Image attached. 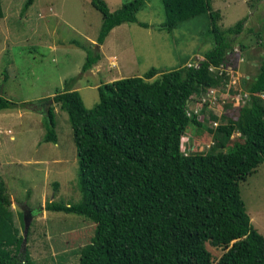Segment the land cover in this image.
I'll return each instance as SVG.
<instances>
[{"label":"trees","instance_id":"1","mask_svg":"<svg viewBox=\"0 0 264 264\" xmlns=\"http://www.w3.org/2000/svg\"><path fill=\"white\" fill-rule=\"evenodd\" d=\"M145 1L129 0L109 11L103 0H90L101 17L96 43L113 27L137 22L135 13ZM31 2L25 0L23 6ZM160 2L159 27L166 31L207 12L213 46L195 64L158 73L151 67L141 76L101 83L98 100L89 108L77 90L55 91L52 102L66 113L75 146L80 199L68 205L48 201L43 209L74 213L93 223L78 264H264V237L251 226L239 194V183L264 160V53L255 75L241 80L244 96L236 118L203 126L189 113L188 100L216 85L218 75L211 69L223 64L244 18L220 29L219 12L210 0ZM81 49L83 72L98 55ZM24 105L0 95V110ZM191 123L212 135L208 150L182 149ZM233 132L241 140L227 146ZM42 141H56L50 107ZM8 205L0 182V264H31L25 248L18 250ZM4 235L6 242H1ZM207 246L224 251L213 262Z\"/></svg>","mask_w":264,"mask_h":264},{"label":"rangeland","instance_id":"2","mask_svg":"<svg viewBox=\"0 0 264 264\" xmlns=\"http://www.w3.org/2000/svg\"><path fill=\"white\" fill-rule=\"evenodd\" d=\"M103 1L113 11L129 0ZM24 2L0 0V95L26 104L0 110V182L15 239H20L18 250L25 248L31 264H78L79 250L89 242L94 225L74 213L43 209L48 201L77 203L80 194L66 113L53 102L40 104L55 91L72 88L89 108L98 100L96 86L110 79L141 76L151 67L158 73L195 64L213 46L211 26L202 12L166 31L159 27L160 0H146L135 13L145 27L121 23L96 43L101 17L90 0H32L26 8ZM210 6L219 12L220 29L244 18L223 64L211 69L218 75L216 85L192 94L187 103L189 113L213 128L236 118L244 96L241 80L257 71L264 53V0H210ZM81 46L98 55L83 72ZM260 96L264 101V93ZM47 107L53 114L55 142L42 141ZM240 140L233 132L226 145ZM211 144L212 135L192 123L182 136L186 153L206 151ZM239 194L251 226L264 237V160L239 183ZM207 249L213 262L224 251L221 246Z\"/></svg>","mask_w":264,"mask_h":264},{"label":"water","instance_id":"3","mask_svg":"<svg viewBox=\"0 0 264 264\" xmlns=\"http://www.w3.org/2000/svg\"><path fill=\"white\" fill-rule=\"evenodd\" d=\"M51 102H52V99L50 98V99H48V100L43 101L40 105L49 104V103H51ZM26 228H27V224L24 223L23 234H25ZM23 241H24V238H23Z\"/></svg>","mask_w":264,"mask_h":264},{"label":"crops","instance_id":"4","mask_svg":"<svg viewBox=\"0 0 264 264\" xmlns=\"http://www.w3.org/2000/svg\"><path fill=\"white\" fill-rule=\"evenodd\" d=\"M121 78V77H120ZM110 80H114V79H110ZM97 87V86H96ZM70 89H72V88H70ZM81 98V97H80ZM82 100V99H81ZM251 219V217L249 218V220Z\"/></svg>","mask_w":264,"mask_h":264},{"label":"flooded vegetation","instance_id":"5","mask_svg":"<svg viewBox=\"0 0 264 264\" xmlns=\"http://www.w3.org/2000/svg\"><path fill=\"white\" fill-rule=\"evenodd\" d=\"M42 106V105H41Z\"/></svg>","mask_w":264,"mask_h":264}]
</instances>
